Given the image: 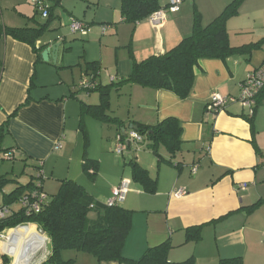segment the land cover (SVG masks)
I'll list each match as a JSON object with an SVG mask.
<instances>
[{
	"label": "crops",
	"instance_id": "obj_1",
	"mask_svg": "<svg viewBox=\"0 0 264 264\" xmlns=\"http://www.w3.org/2000/svg\"><path fill=\"white\" fill-rule=\"evenodd\" d=\"M234 1L184 0L160 28H154L148 21L123 23L121 0H83L78 5L81 12L72 14L76 11L72 9L69 15L90 27L87 39L94 31L103 37L112 30L104 33L103 26L97 29L93 25L119 23L118 28L114 27L116 45L118 49H126V53L116 60L115 76H108L109 84H117L132 73L131 56L141 62L166 54L192 34L197 17L203 26H208ZM70 2L62 0L60 7L63 8L62 3L71 6ZM160 2L166 8L169 0ZM247 2L242 0L237 15L227 21V31L232 47L257 45V48L226 60L200 61L192 92L186 99L165 90L123 86L118 90L121 99L117 107L110 106L107 111L122 126L102 122L87 113L84 107L99 105L100 96L96 101V94L76 93L63 76L65 73H56L57 66L51 59L43 61V52L38 58L31 46L0 34V127L17 113L9 119L2 151L18 149L27 157L26 165L40 168L43 191L51 181L58 184L48 187L57 190L61 181L72 180L102 205H106L123 179L132 180L127 161L133 159L146 169L157 181L156 192L146 193L132 181L122 206L132 212L123 248V256L128 260L138 261L149 249L169 242L171 263L193 258L195 264H219L220 260L242 258L244 264H264V91L257 99L252 122L248 109L239 104L230 105L217 115L206 110L213 95L239 96L243 81L264 62V0H258L251 11L245 12ZM50 3L51 7L55 4ZM81 15L83 20L78 19ZM15 23L5 22L4 26L37 27ZM49 24L48 30L58 25L55 21ZM242 35H250L251 40L244 42ZM43 36L36 43L37 48L52 42H42ZM57 37L62 43L66 40ZM84 61L86 65L99 67L102 75L104 55L99 60ZM113 94L112 91L111 97ZM170 118L177 119L182 126L181 148L174 156L160 146L159 160L150 149L142 153L143 147L137 149L134 144L127 161L117 157L114 149L111 152L115 157L109 155L119 132L128 134L133 124L153 127ZM93 127L101 135L100 155L90 152ZM87 160L92 162L88 173L84 169ZM5 162L8 161H0V176L10 174L8 168L4 169ZM243 184L248 186L244 191L240 190ZM179 189L185 192L181 198L173 195ZM193 227H201L199 241L188 239L187 230ZM18 240L16 245L21 247L23 240ZM47 251L51 253V249ZM76 256L74 261L83 260L82 264H119L99 263L90 255ZM3 257L11 259L9 264L17 263L0 249V264Z\"/></svg>",
	"mask_w": 264,
	"mask_h": 264
},
{
	"label": "trees",
	"instance_id": "obj_2",
	"mask_svg": "<svg viewBox=\"0 0 264 264\" xmlns=\"http://www.w3.org/2000/svg\"><path fill=\"white\" fill-rule=\"evenodd\" d=\"M54 6L50 8L49 18L43 25L34 28H9L0 25V34H4L16 41L27 44L41 58L45 47L37 48L36 43L48 31L54 20V7L60 6L62 0H52ZM242 0H236L217 17L210 25L203 26L200 18L194 22L192 34L183 39L175 48L161 56H151L141 62L133 56L132 73L119 83L110 86H102L97 83V77L101 72L99 67L90 64L96 86L94 89L85 90L87 93H99L100 104L97 106H85L84 109L94 118L102 122H112L119 126L122 124L117 119L107 115L111 106V92L113 87L120 90L123 86H140L154 90H165L172 92L181 99L190 96L194 81L195 71L200 61L206 59L227 58L241 53H248L257 45L232 47L227 31V21L237 15V10ZM165 9L160 0H121L122 22L138 24L147 21L157 11ZM36 15H38L36 11ZM107 26V25H106ZM109 29L111 28L110 26ZM86 76V75H84ZM87 77V76H86ZM93 81V80H92ZM29 102V101H28ZM27 102V103H28ZM13 114L10 118L16 116ZM9 119L0 127V161L22 162L28 161L18 149L2 151L1 143L8 134ZM252 122V118L249 119ZM137 127L140 135L145 136L151 143L149 149L159 158V147L164 146L174 156L181 148L182 126L177 119H167L156 126L149 127L141 124H133ZM120 134L124 133L119 132ZM17 150L15 158L11 161L5 159L4 155ZM91 161L85 162L84 169L88 173ZM131 166L132 181L141 185L146 193L156 192L157 181L153 180L149 172L141 167L133 159L128 161ZM37 171L40 168L36 167ZM43 178H40L43 191ZM16 183L8 175L0 176V197L4 206L18 205L23 195L38 186L37 182H30L25 186H18L10 193L5 189ZM47 195V194H46ZM40 213L26 215L20 210L8 219L0 221V234L8 229L18 226L34 224L41 228L42 232L50 241L51 253L43 264H74V260L65 261L62 253L75 251L94 257L99 263L117 262L119 264H195L194 259H188L180 263H171L168 253L171 249L169 242L149 249L138 261H131L123 256L125 241L131 228L132 212L125 210L122 206L109 208L102 205L89 195V193L78 183L72 180L61 181L58 193L50 197ZM93 206V208H91ZM19 207V205H18ZM94 214V216H92ZM36 229L35 226H30ZM201 227H193L187 230L189 240L199 241L201 239ZM3 264H9L7 257L2 258ZM219 264H244L242 258L220 260Z\"/></svg>",
	"mask_w": 264,
	"mask_h": 264
},
{
	"label": "rangeland",
	"instance_id": "obj_3",
	"mask_svg": "<svg viewBox=\"0 0 264 264\" xmlns=\"http://www.w3.org/2000/svg\"><path fill=\"white\" fill-rule=\"evenodd\" d=\"M50 1L49 0V4ZM53 2V1H52ZM258 0H248V2L245 4L244 11L248 12L251 11L253 7L256 6V3ZM83 0H71L70 5L74 8H71V6L64 5L62 3L63 8L60 6L54 7V20L58 25L53 26L46 32V34L42 38V42L47 43L49 40L56 41L58 43H62L58 40L60 38H65V42L62 43V46L64 48V53L62 57L59 59L58 63L56 64V73H65L63 76L67 78V80L70 81L71 88L78 94L80 93H87L85 91H81L79 87V82L83 78V75H86L88 78H91L93 76V70L89 65L85 64L86 59H97L99 60L101 55H104V69L102 71V75L100 74V77H97L104 83V86H110L113 84V82H108V76H115L113 67L115 66L116 60L121 57L122 53L126 51V49H118L116 43H117V37L114 36L115 33V25L116 28H118L119 23H108V24H102V25H93L92 27H97L99 29L102 26H110L112 30L105 36L99 37L97 33L94 31L93 36L87 38H81L79 36L72 35L70 32L69 24L71 20V16L69 15V12H73V10H76L75 13L72 14H78L80 13V9L78 8V5H82ZM28 16V17H26ZM33 16V20H29ZM77 16V15H75ZM84 19V15H81V17H78V19ZM80 19V20H81ZM5 22H17L18 26H24L23 24L27 23L30 25H43L46 22H48L46 19H43L41 15H36L35 13V7L30 2V0H0V25L4 26ZM14 24V23H10ZM56 28V29H55ZM92 29V28H91ZM242 40L244 42H247L250 39V35H242ZM126 53V52H124ZM61 64H64V67H61ZM41 73H52L51 71L46 70H40ZM46 71V72H45ZM49 79V78H48ZM62 82V81H61ZM103 86V85H102ZM113 95L111 97V107L116 108L118 104V100L121 99V96L117 90V87H113ZM72 92V91H71ZM91 94H96L97 96L94 97L96 101L99 99V93L94 92ZM92 133V146L90 148V152L100 155L101 150V144L102 139L100 133L97 131L95 127L91 128ZM144 137V143L143 145H140L139 147H143V152H150L149 145L151 144L145 136ZM112 149H110V156L115 157L114 153L111 152L115 148V143H113ZM142 151V150H140ZM129 156H126L127 161ZM110 159V157H108ZM128 162V161H127ZM5 168L9 169V177L16 181V183L10 185L7 187V191L9 192L12 189L14 190L18 186H25L32 182H38L37 176L38 171L37 169L31 167L30 165H26L22 162L17 163H4ZM3 171V170H2ZM92 178V177H91ZM48 182V181H47ZM50 182V181H49ZM48 182V183H49ZM55 183L58 184L55 180L54 182H50V184H47V186L44 187V193L49 195L50 197L54 196L58 193L59 188L51 189L48 187V185H51ZM0 204H2V200L0 199ZM125 204V203H124ZM123 204V205H124ZM122 205V206H123ZM15 209H18V205H14ZM93 216V215H92ZM34 225V224H32ZM0 249L2 250V243H0ZM51 246L48 244L47 250H50ZM43 253V252H42ZM41 253V254H42ZM80 255L88 256V254L79 253ZM78 252L75 251H68L67 254L65 252L62 253V259L65 261L68 260H76ZM91 256V255H90ZM9 262H11V259H9ZM83 260H78V262L75 261L74 264H82Z\"/></svg>",
	"mask_w": 264,
	"mask_h": 264
},
{
	"label": "built area",
	"instance_id": "obj_4",
	"mask_svg": "<svg viewBox=\"0 0 264 264\" xmlns=\"http://www.w3.org/2000/svg\"><path fill=\"white\" fill-rule=\"evenodd\" d=\"M30 2L34 5L37 13L41 15L43 19L49 18V12L51 8L49 0H30ZM183 2L184 0H169V3L165 9H161L152 14L147 21L154 28H160L166 22L168 15L176 13ZM69 28L72 35L79 36L81 38H87L91 32L90 27L86 23L75 18H71ZM108 29L109 27L103 26L104 33ZM92 80L84 76L79 84L80 89H94L96 83L94 79ZM240 88V95L237 97H223L220 95H213L207 105V113L217 115L221 112H224L230 105L239 104L243 108L248 109V118L254 117L257 108V99L264 91V62L258 69L247 76ZM144 141V137L132 129L128 134L125 132L122 134L119 133L115 139L114 153L117 157L125 158L128 152L131 150L133 144L136 145L137 149H139V146L143 145ZM16 154L17 150H12L11 152L5 154L4 157L5 159L11 161L15 158ZM196 171L197 169H194V175L196 174ZM41 177H43V174L40 170H38V186H36L34 190L23 195L19 201L18 209L13 208L14 205L0 206V221L8 219L20 210L24 211L26 215L40 213L48 198L47 195L39 189L41 187ZM131 187L132 180L128 178L123 179L120 185L112 191V196L107 201L105 206L109 208L122 206L126 201L127 195L131 191ZM247 187L248 186L245 184L240 185V190L244 191L247 189ZM173 195L177 198H181L185 195V192L182 189H179L174 191ZM91 208H93V206ZM29 226H32V224L21 225L15 229H8L0 234V242L4 243L5 253L12 258L13 263H15L16 259L8 251L11 250L14 243L16 244V242L19 241V236L16 233L11 236L10 232L16 231L20 228H28ZM35 227L36 232L27 237L22 243V256L18 264H36L38 261L40 264H43L49 257L47 246L50 241L43 232H40V228L37 225H35Z\"/></svg>",
	"mask_w": 264,
	"mask_h": 264
},
{
	"label": "water",
	"instance_id": "obj_5",
	"mask_svg": "<svg viewBox=\"0 0 264 264\" xmlns=\"http://www.w3.org/2000/svg\"><path fill=\"white\" fill-rule=\"evenodd\" d=\"M44 47L45 50L42 53L43 61L49 62L51 59L53 61V64L56 65L64 53L62 43H58L55 41L44 45ZM132 130H137V127L132 128ZM39 230L40 232H42L41 228Z\"/></svg>",
	"mask_w": 264,
	"mask_h": 264
},
{
	"label": "bare ground",
	"instance_id": "obj_6",
	"mask_svg": "<svg viewBox=\"0 0 264 264\" xmlns=\"http://www.w3.org/2000/svg\"><path fill=\"white\" fill-rule=\"evenodd\" d=\"M35 232H36V229H33L29 226L28 228H20L16 231H12V232H10V235L12 236L14 233H16L19 236V238H22V240L24 241L27 237H29L31 234H34ZM0 243H2V242H0ZM21 248H22V246L20 247L14 243L11 250H9V251L6 250V251L10 252L11 255H13L15 257L17 263H19L21 256H22ZM2 251L5 252V246L3 243H2ZM17 263H15V264H17Z\"/></svg>",
	"mask_w": 264,
	"mask_h": 264
}]
</instances>
